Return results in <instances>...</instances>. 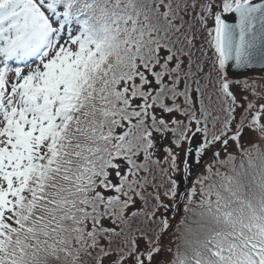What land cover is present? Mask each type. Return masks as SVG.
<instances>
[{
	"label": "snow or ice",
	"instance_id": "1",
	"mask_svg": "<svg viewBox=\"0 0 264 264\" xmlns=\"http://www.w3.org/2000/svg\"><path fill=\"white\" fill-rule=\"evenodd\" d=\"M255 65L264 0H0V264H264Z\"/></svg>",
	"mask_w": 264,
	"mask_h": 264
},
{
	"label": "water",
	"instance_id": "2",
	"mask_svg": "<svg viewBox=\"0 0 264 264\" xmlns=\"http://www.w3.org/2000/svg\"><path fill=\"white\" fill-rule=\"evenodd\" d=\"M230 22H234V21H230ZM229 72L232 75V78L239 79V78L251 75V74H264V69H262L260 65H255L253 68L243 69V70H234L230 68ZM188 187H189V182L185 184L184 180H182L181 181V191H186Z\"/></svg>",
	"mask_w": 264,
	"mask_h": 264
},
{
	"label": "rangeland",
	"instance_id": "3",
	"mask_svg": "<svg viewBox=\"0 0 264 264\" xmlns=\"http://www.w3.org/2000/svg\"><path fill=\"white\" fill-rule=\"evenodd\" d=\"M262 76H258V75H250V76H247V77H244V78H241V79H245V78H247V79H249L250 81L251 80H255L256 81V83H257V85H258V87H257V90L258 91H262V90H264V89H262L260 86L261 85H264V79H260ZM264 77V76H263ZM245 94H247V93H245ZM249 136H250V138H255V134H249ZM193 172H194V175L192 176V180H194L195 179V172H196V170L194 169L193 170ZM184 182H185V184H187V182H189V187H188V189L189 188H191L192 187V183H191V181L190 180H184ZM196 199L198 200L199 199V193H197V197H196ZM194 207H195V204L193 205ZM183 215H185V213H184V210H183V205H181L180 206V210H179V216H177V221L179 220V217L180 216H183ZM170 239V238H169Z\"/></svg>",
	"mask_w": 264,
	"mask_h": 264
}]
</instances>
